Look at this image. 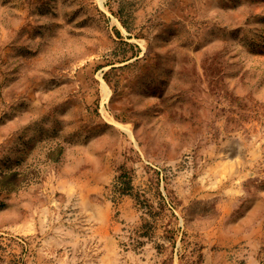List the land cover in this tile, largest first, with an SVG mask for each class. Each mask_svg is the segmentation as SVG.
Listing matches in <instances>:
<instances>
[{
    "label": "rangeland",
    "instance_id": "1",
    "mask_svg": "<svg viewBox=\"0 0 264 264\" xmlns=\"http://www.w3.org/2000/svg\"><path fill=\"white\" fill-rule=\"evenodd\" d=\"M0 264H264V0H0Z\"/></svg>",
    "mask_w": 264,
    "mask_h": 264
},
{
    "label": "trees",
    "instance_id": "2",
    "mask_svg": "<svg viewBox=\"0 0 264 264\" xmlns=\"http://www.w3.org/2000/svg\"><path fill=\"white\" fill-rule=\"evenodd\" d=\"M118 181L120 183V187L123 192L132 189L131 178L128 173H124L118 177Z\"/></svg>",
    "mask_w": 264,
    "mask_h": 264
}]
</instances>
